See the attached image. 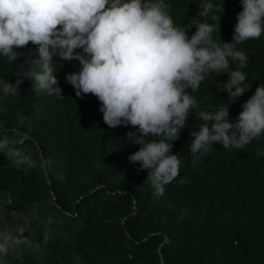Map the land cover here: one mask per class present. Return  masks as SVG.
I'll use <instances>...</instances> for the list:
<instances>
[{
	"label": "trees",
	"instance_id": "obj_1",
	"mask_svg": "<svg viewBox=\"0 0 264 264\" xmlns=\"http://www.w3.org/2000/svg\"><path fill=\"white\" fill-rule=\"evenodd\" d=\"M203 2L221 0H165L177 26L191 20ZM221 8L199 20L210 23L220 15V22L212 23H219L213 39L231 42L242 5L222 0ZM236 48L248 56L242 71L250 87L242 96L227 104V92L217 88L227 73L209 74L197 91L189 90L199 110L227 104L230 121L264 84V34ZM16 51L13 62L0 56V85L15 83L18 73L34 67L31 43ZM53 67L62 98L36 92L26 76L19 77L20 95L6 97L0 87V140L49 161L25 171L0 153V209L6 214L35 209L37 219L25 235L41 244L37 255L26 250L7 264H264V155H258L264 153V135L242 150L214 143L194 160L190 133L199 131L202 121L193 113L171 142V153L181 160L179 175L157 196L147 170L129 161L140 147L127 136L136 129L109 127L94 95H75L66 74L78 71L79 61L54 56Z\"/></svg>",
	"mask_w": 264,
	"mask_h": 264
},
{
	"label": "clouds",
	"instance_id": "obj_2",
	"mask_svg": "<svg viewBox=\"0 0 264 264\" xmlns=\"http://www.w3.org/2000/svg\"><path fill=\"white\" fill-rule=\"evenodd\" d=\"M239 2L242 10L231 42L217 43L213 33L218 32L219 23H212L220 22V15H213L210 23L199 17L218 14L222 0L219 5L203 2L183 26L174 23L165 0H0V56L13 62L19 55L16 49L29 43L37 53L31 60L34 67L18 73L15 83L7 80L0 87L6 97L20 95L19 77L26 76L36 92L62 98L53 57L79 61V70L66 74V81L77 97L92 94L97 98L106 125L136 129L127 136L140 147L129 161L147 170L156 195L162 196L164 186L179 175L181 167L180 158L171 153V142L193 113L202 121L199 131L190 133L188 150L194 160L212 151L214 143L242 150L264 135V84L241 104L236 120H229L227 104L250 87L245 86L242 71L248 56L236 45L264 34V0ZM212 73L228 74L226 82L217 83L218 90L227 92L228 103L216 111L199 110L189 90L197 91ZM0 153L25 171L49 163L42 157L33 159L7 139L0 140ZM35 219V209L30 214H6L0 209V264H7L9 257L22 259L26 250L34 256L40 252L41 244L25 235Z\"/></svg>",
	"mask_w": 264,
	"mask_h": 264
},
{
	"label": "bare ground",
	"instance_id": "obj_3",
	"mask_svg": "<svg viewBox=\"0 0 264 264\" xmlns=\"http://www.w3.org/2000/svg\"><path fill=\"white\" fill-rule=\"evenodd\" d=\"M205 210V209H204Z\"/></svg>",
	"mask_w": 264,
	"mask_h": 264
}]
</instances>
